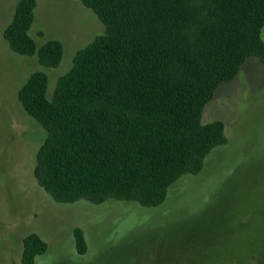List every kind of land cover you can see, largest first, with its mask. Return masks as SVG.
Returning <instances> with one entry per match:
<instances>
[{
    "label": "trees",
    "instance_id": "1",
    "mask_svg": "<svg viewBox=\"0 0 264 264\" xmlns=\"http://www.w3.org/2000/svg\"><path fill=\"white\" fill-rule=\"evenodd\" d=\"M81 2L104 34L77 52L52 99L40 71L18 94L46 132L34 178L59 204L158 207L177 181L199 174L207 156L226 144L224 124H203V112L247 60L264 66V0ZM36 9L37 0H21L4 39L14 53L56 68L62 43L39 47L30 36ZM74 238L84 255V231L76 228ZM23 244L22 264L48 251L35 233Z\"/></svg>",
    "mask_w": 264,
    "mask_h": 264
},
{
    "label": "rangeland",
    "instance_id": "2",
    "mask_svg": "<svg viewBox=\"0 0 264 264\" xmlns=\"http://www.w3.org/2000/svg\"><path fill=\"white\" fill-rule=\"evenodd\" d=\"M21 0H0V264H22L24 239L35 233L48 251L35 264H262L264 261V66L251 58L221 85L202 123L221 122L226 144L186 175L155 208L109 200L59 204L34 178L45 130L18 94L35 72L48 76L47 97L73 66L78 51L105 27L81 0H37L30 36L39 47L60 41V66L9 48L4 31ZM42 33V36L40 35ZM264 40V28L262 31ZM88 250L77 253L74 230Z\"/></svg>",
    "mask_w": 264,
    "mask_h": 264
},
{
    "label": "crops",
    "instance_id": "3",
    "mask_svg": "<svg viewBox=\"0 0 264 264\" xmlns=\"http://www.w3.org/2000/svg\"><path fill=\"white\" fill-rule=\"evenodd\" d=\"M40 35L42 36V33H40Z\"/></svg>",
    "mask_w": 264,
    "mask_h": 264
}]
</instances>
